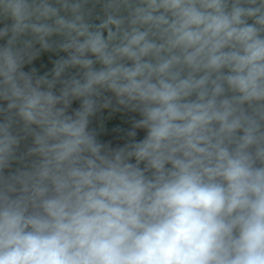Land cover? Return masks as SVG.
Instances as JSON below:
<instances>
[{"label": "clouds", "instance_id": "clouds-1", "mask_svg": "<svg viewBox=\"0 0 264 264\" xmlns=\"http://www.w3.org/2000/svg\"><path fill=\"white\" fill-rule=\"evenodd\" d=\"M0 264H264V0H0Z\"/></svg>", "mask_w": 264, "mask_h": 264}, {"label": "rangeland", "instance_id": "rangeland-1", "mask_svg": "<svg viewBox=\"0 0 264 264\" xmlns=\"http://www.w3.org/2000/svg\"><path fill=\"white\" fill-rule=\"evenodd\" d=\"M120 121H121V118L119 117L113 118L112 120L108 122V127L112 128L113 126L118 125ZM104 138H107V137H104Z\"/></svg>", "mask_w": 264, "mask_h": 264}]
</instances>
